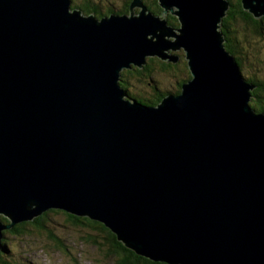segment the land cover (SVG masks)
I'll return each instance as SVG.
<instances>
[{"label": "water", "instance_id": "obj_1", "mask_svg": "<svg viewBox=\"0 0 264 264\" xmlns=\"http://www.w3.org/2000/svg\"><path fill=\"white\" fill-rule=\"evenodd\" d=\"M159 2L178 34L143 0L102 18L0 0V253L5 230L59 209L152 262L264 264V113L225 47L230 3ZM242 4L264 17V0ZM173 49L181 93L129 99L122 72Z\"/></svg>", "mask_w": 264, "mask_h": 264}, {"label": "trees", "instance_id": "obj_2", "mask_svg": "<svg viewBox=\"0 0 264 264\" xmlns=\"http://www.w3.org/2000/svg\"><path fill=\"white\" fill-rule=\"evenodd\" d=\"M145 5L148 6L150 11L155 15L163 14V9L160 5L159 0H143ZM230 3V9L227 11L226 17L222 21L221 31L224 35L225 39V47L229 53H231L238 61L240 67L243 66V57L248 59L246 54V48L244 45L239 47L241 44V39L243 44H247V40L254 37H260V35H264V17L260 19H256L253 14L245 11L242 0H228ZM110 0H72V8L78 9L83 12L85 15L95 14L97 18H102L109 14H120L126 15L130 13L131 4L133 0H124L122 5L118 8H105L101 4L109 3ZM139 11V9H137ZM163 16V15H162ZM164 17V16H163ZM168 24L173 27H178L179 20L176 16L169 15L168 16ZM239 33H241L239 35ZM239 45V46H238ZM184 53V50L181 49L178 51L179 53ZM182 53V54H183ZM243 56V57H242ZM179 65L184 66V70H181L182 75L186 77L187 80L178 79L175 76H179L177 67ZM177 73H173L176 72ZM155 72L161 73L162 75H167L172 77L176 81V91L177 94H180L182 91V86L186 83L189 78L191 79V73L188 68V62L186 58H183V62L180 60L177 63L166 62L163 60H159L158 58H148L147 64L143 68L133 66L132 69H127L122 72V88L127 93L129 99L137 100L140 103L149 106L158 105L167 95L173 94L171 91H160V89L152 88L150 85L154 84L156 86ZM148 75V76H147ZM150 75V76H149ZM145 77H149L148 86L152 88L150 94H145L143 92H137L134 90V85L131 82V79L135 78L138 80H145ZM188 77V78H187ZM249 83H252L255 86V89L252 91L253 99L251 101L250 106L255 109L258 113H264V79L262 78H251L249 76L245 77ZM147 86V85H146ZM139 94V95H138ZM145 94V95H143ZM53 214H62L66 216L68 223L70 222L72 225L77 226L83 231H87L90 229H96L98 232L103 233L104 238H106V242L108 246L104 248V256L108 258H115L116 264H165L160 262H152L144 257L138 256L135 252L128 249L122 243L119 242L117 236L108 229L105 225L95 220H92L88 217L84 216H75L69 214L65 210L53 209L45 212L42 216L36 218L33 221L23 222L17 224L12 229L5 230L3 232L2 239V250L0 253V264H12L10 260H7L3 257V255H7L11 252V239L16 240V242H24L30 243L31 240L29 236L33 229L42 233H46L48 235V239H50L54 245L53 247L58 246V248H62L63 250H68L67 246L61 240V238L54 232L52 228L47 226L46 219L48 216ZM6 225L10 224V221L7 218L1 217ZM27 237V238H26ZM40 237H42L40 235ZM82 242H86L82 239ZM44 249H49L50 246L44 245ZM43 249V247H42ZM23 264V263H21ZM25 264V262H24Z\"/></svg>", "mask_w": 264, "mask_h": 264}, {"label": "rangeland", "instance_id": "obj_3", "mask_svg": "<svg viewBox=\"0 0 264 264\" xmlns=\"http://www.w3.org/2000/svg\"><path fill=\"white\" fill-rule=\"evenodd\" d=\"M110 1L111 2L109 3H103L101 5L105 8L112 7L118 9L124 0ZM136 12H138V10H136ZM162 15H164V10L163 14L158 16L162 18ZM169 15L172 14H168L163 18L167 20ZM178 28H180V26L175 27L176 30ZM176 33L178 34V31H176ZM240 34L241 33H239V35ZM247 42V44H243L241 39V44L240 46L238 45L239 47L243 45L247 47L245 56H247L248 59L242 56L243 66L241 67V71L244 77L249 76L251 78L264 79V35L254 38L252 37L248 39ZM168 53L175 56L174 53L178 54V51L169 50ZM178 69L179 76L175 77L183 79L184 81L187 80L181 72V70H184V66L178 64L177 70ZM173 73L175 74L177 71ZM152 75H154L156 82V86L154 84L150 85L152 88L157 87L163 92H168L169 90L171 93L176 91V81L172 77L164 74L162 75L158 72H155ZM148 81L149 77H145V80L131 79V82L134 85V90L145 94H150L152 91V88L147 84ZM45 223L54 230L50 232L56 233L61 238L69 252H66V250H63L62 248H58V246L53 247L52 245H54V243L48 239L46 233L41 234L33 229L29 236V239L31 240L30 243H27L26 241L22 243L16 242V240L11 239V252L7 255H3V257L10 260L12 264H24V262L25 264H116L114 257L107 259V257L104 256V248H106L108 244L103 233L90 228L87 231L82 232L77 226L72 225L70 222L68 223L66 216L62 214L57 215L51 213ZM40 235L42 237H40ZM82 239L86 242H82ZM44 245L50 246V248L44 249Z\"/></svg>", "mask_w": 264, "mask_h": 264}, {"label": "bare ground", "instance_id": "obj_4", "mask_svg": "<svg viewBox=\"0 0 264 264\" xmlns=\"http://www.w3.org/2000/svg\"><path fill=\"white\" fill-rule=\"evenodd\" d=\"M174 15V14H173ZM158 16V15H157ZM176 16V15H175ZM177 17V16H176ZM178 18V17H177ZM179 20V19H178ZM179 25H180V28H181V23H180V21H179ZM174 28V32L176 33V31H179L180 30V28H178L177 30L175 29V27H173ZM173 50H177V51H179V50H181V49H173ZM174 55L175 56H178L177 54H175L174 53ZM153 58H156V57H153ZM158 58V57H157ZM159 60H162V59H160V58H158Z\"/></svg>", "mask_w": 264, "mask_h": 264}, {"label": "flooded vegetation", "instance_id": "obj_5", "mask_svg": "<svg viewBox=\"0 0 264 264\" xmlns=\"http://www.w3.org/2000/svg\"><path fill=\"white\" fill-rule=\"evenodd\" d=\"M179 55H180V61L181 62H183V58H185V54L183 55V54H181V53H179ZM174 95H177V91H175V92H172Z\"/></svg>", "mask_w": 264, "mask_h": 264}]
</instances>
